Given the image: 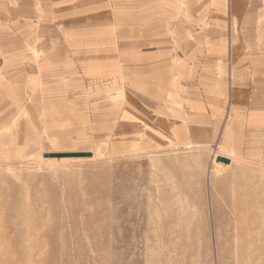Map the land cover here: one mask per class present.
Segmentation results:
<instances>
[{
	"label": "crops",
	"instance_id": "1",
	"mask_svg": "<svg viewBox=\"0 0 264 264\" xmlns=\"http://www.w3.org/2000/svg\"><path fill=\"white\" fill-rule=\"evenodd\" d=\"M139 134L264 160V0H0V148Z\"/></svg>",
	"mask_w": 264,
	"mask_h": 264
},
{
	"label": "rangeland",
	"instance_id": "2",
	"mask_svg": "<svg viewBox=\"0 0 264 264\" xmlns=\"http://www.w3.org/2000/svg\"><path fill=\"white\" fill-rule=\"evenodd\" d=\"M142 136L0 148V264H264V160Z\"/></svg>",
	"mask_w": 264,
	"mask_h": 264
},
{
	"label": "water",
	"instance_id": "3",
	"mask_svg": "<svg viewBox=\"0 0 264 264\" xmlns=\"http://www.w3.org/2000/svg\"><path fill=\"white\" fill-rule=\"evenodd\" d=\"M93 154L91 153H73V154H50L48 156H45V157H58V158H62V157H92ZM218 162H222V163H228V161L226 159H223V158H218Z\"/></svg>",
	"mask_w": 264,
	"mask_h": 264
},
{
	"label": "bare ground",
	"instance_id": "4",
	"mask_svg": "<svg viewBox=\"0 0 264 264\" xmlns=\"http://www.w3.org/2000/svg\"><path fill=\"white\" fill-rule=\"evenodd\" d=\"M80 153H89V152H80ZM51 154H57V155H59V154H66V153H51ZM73 154V153H72ZM92 154V153H91ZM48 155H50V154H44V158H49V157H45V156H48ZM93 156V155H92ZM219 157H221V158H223V159H226L227 161H228V163L230 164V160L229 159H227V158H224V157H222V156H218L217 158H219ZM62 158H64V157H62ZM61 157L60 158H56V157H53V158H50V159H54V160H56V159H60V160H67V159H62ZM65 158H70V159H73V158H88V157H65ZM89 158H91V157H89ZM222 163V162H221ZM228 163H224V164H228Z\"/></svg>",
	"mask_w": 264,
	"mask_h": 264
}]
</instances>
